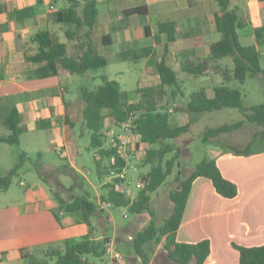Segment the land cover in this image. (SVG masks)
Returning <instances> with one entry per match:
<instances>
[{
    "label": "trees",
    "instance_id": "trees-1",
    "mask_svg": "<svg viewBox=\"0 0 264 264\" xmlns=\"http://www.w3.org/2000/svg\"><path fill=\"white\" fill-rule=\"evenodd\" d=\"M41 0H38L40 2ZM219 10L213 14L215 29L221 33V39L210 44L209 52L204 56L186 57L180 61V69L194 77H215L220 82L212 86V95L209 96L205 88L193 90L188 95L184 112L188 114V120L177 126L171 125L170 112L166 108L169 98L166 97L165 88L172 89L171 95H176L173 88L178 85L175 71L167 64L164 55L156 61L155 71L159 77L156 86L137 88V92L144 96H152L157 93L156 102L141 104L124 100V93L118 80L101 75V83L90 89L86 85L79 86V95L82 106L80 117L82 124L90 131L89 149L93 150V161L97 178L104 189L97 200L88 189L82 191L81 185L84 179L68 164L53 166L52 172L47 175H69L73 181L69 186L71 194L64 198L60 192L53 190V197L57 202L54 215L59 220V212L71 214L79 212L82 220L88 226V232L79 238L70 237L55 244L38 245L31 248H20L22 257L30 258L28 264H46L47 259H54V264H93L87 259L88 255L103 257L106 254L107 242L110 238L106 232L108 216L103 215V208L99 202L108 203L117 207H126L132 213L147 211L150 220L141 230L137 231L130 241L132 251L140 258L141 264H149L150 251L146 249L147 243L158 244L167 252L168 257L175 263L204 264L210 255V241L203 238L195 242L176 240V231L182 219L185 204L193 182L198 177L209 179L215 191L223 198L231 199L237 195V186L227 179L221 172L217 162L213 158H203L184 177L175 174L177 183L169 191V199L172 202L170 212L165 216L161 224L154 219V209L151 204V192L173 172L174 165H179L178 157L180 148L173 141L190 130L191 124L203 114L224 108H236L244 116V119L224 123L216 127L206 128L201 140L206 144L217 145L219 135L230 133L241 128L245 121L257 123L263 127L264 133V99L258 104L245 106L241 100V91L237 82L243 84L248 77H258L264 84V54L259 47L264 46V26L253 28L254 42L244 44L239 41L238 29L244 27L234 8H229V0H217ZM65 6L59 7L47 14V19L53 23H60L64 28V35L68 41L74 42V53H69L66 41H61L58 34L50 29H40L33 36L36 42L35 51L26 56L28 61L38 64L35 76L49 77L62 73L88 79L92 72L103 68L107 64L106 57L93 45L90 33L94 27L98 8L97 0H67ZM0 4V11L3 10ZM33 6H27L14 10L13 16L22 21L24 18L34 15ZM124 16L134 13L146 15L148 9L145 5L124 8ZM86 28V29H85ZM158 32L164 33L166 42L164 52L170 46H178L176 40V27L173 21L159 22ZM110 36H102V42L108 44ZM190 45L203 43L201 36L191 38ZM153 48L142 47L121 51L119 57L123 61H137L153 53ZM230 58L231 64H223L221 60ZM264 96V90H263ZM164 97V98H163ZM177 110V108H176ZM3 116V124L8 129V134L0 136V141L8 144H18L23 130L21 126L22 115L14 106H10ZM133 115L134 130L139 133L141 140L147 144L146 156L142 163H149L150 168L145 174L143 187L137 190L133 198L125 192L115 189L111 184H102V181L110 169H120L122 160L116 159L110 163V157L117 155L116 149L106 143L103 129L106 126L123 122ZM67 124L72 127L73 122L67 117ZM41 127H44L41 125ZM249 144V143H248ZM247 144V146H248ZM228 148L236 154H248V149L236 145L227 144ZM246 146V147H247ZM173 153L165 159V156ZM25 153L19 155V161L10 169L0 174V192L6 191L17 174ZM40 178L48 179L37 168ZM47 177V178H46ZM98 223L100 230L94 231L92 219ZM239 252L238 264H264V243L254 246L233 244ZM43 254L42 261H37L36 254Z\"/></svg>",
    "mask_w": 264,
    "mask_h": 264
},
{
    "label": "crops",
    "instance_id": "crops-1",
    "mask_svg": "<svg viewBox=\"0 0 264 264\" xmlns=\"http://www.w3.org/2000/svg\"><path fill=\"white\" fill-rule=\"evenodd\" d=\"M64 2V0L40 2L0 0L4 8L0 11V108L5 107L3 115L0 116L2 129L0 136L8 134L2 120L7 108L14 106L22 115V132L35 130L41 125L44 129L58 127L62 131L63 139L66 140L69 127L67 117L73 122L70 106L75 104L64 96L69 90L68 73L37 77L35 69L38 64L26 59L27 55L35 51L36 42L31 38L40 29L53 30L61 41H65L61 36L64 26L47 19L49 12L67 4ZM100 4L105 6L103 11L99 10ZM142 5L147 7L148 14L134 13L124 16L122 13L124 8ZM27 6L34 7V15L22 21L13 16L14 10ZM97 8L98 17L91 33H95L98 41L95 47L105 57L104 51L110 52L114 45L118 47L115 54L119 59L121 51L150 46L157 50L160 58L164 55L169 65L170 55L179 56L190 49L202 50V53L194 56L207 55L211 40L221 37V33L213 24V14L219 10L217 0H97ZM229 8L237 11L245 24L244 27L247 23L252 26L251 31L254 27L264 26V0H229ZM151 18H154V24L149 22ZM167 21L175 23L178 46H170L168 51L164 52L166 37L164 33L158 32V23ZM111 31H115L114 35L110 34ZM251 31L241 35L242 41L243 38L250 39L243 41L244 44L254 41ZM142 34L144 39L140 37ZM106 35L110 36V42L105 39L108 44L102 42V36ZM194 36H201L203 43L190 45ZM155 39L158 40L157 44L154 42ZM140 40H143V45L138 44ZM150 57L151 55L127 62L139 63L140 67L136 68L138 72H145L150 65L156 72L155 63L160 58L152 62ZM155 78L156 83L159 82L157 74ZM206 92L211 96L212 87L210 92L207 90ZM5 144L8 143L0 141L2 149L0 159L5 157L3 152H10ZM144 146L147 147V144L144 143ZM226 147L224 144L213 145V151L219 149L222 156V151ZM67 154L68 157L54 160L53 166L62 164L72 166L69 161L70 149H67ZM235 157L229 155L227 158L223 157L221 162L218 160L216 162L223 175L237 186V195L231 199L223 198L215 191L209 179L198 177L191 186L181 223L176 231L175 238L178 241L195 242L203 238L209 239L210 255L204 264H238L239 252L233 244L254 246L264 243V149L256 154H240ZM24 203L23 206L12 203L5 205V214L0 216V260H26L27 258L21 256L20 248L55 244L88 232V226L83 222L79 212L71 214L59 212L58 220L54 215L57 202L44 190L35 195L27 194ZM108 218L111 219L110 216ZM107 235L115 248L123 254L121 264H141L140 258L132 255L126 245L130 244L133 234L116 235L114 238ZM119 247H125L126 251ZM159 253L162 254L165 264L173 262L160 242L150 247L149 264L156 261Z\"/></svg>",
    "mask_w": 264,
    "mask_h": 264
},
{
    "label": "rangeland",
    "instance_id": "rangeland-1",
    "mask_svg": "<svg viewBox=\"0 0 264 264\" xmlns=\"http://www.w3.org/2000/svg\"><path fill=\"white\" fill-rule=\"evenodd\" d=\"M64 1V3H68L67 0ZM104 7V4H100L99 10L103 11ZM149 22L154 24V18H151ZM64 28L65 27L61 30L62 33ZM116 29L117 27L115 28V31ZM251 29L252 26L248 23L244 28L238 29V38L240 42L244 43L243 41H250V39L246 40L245 38H243L242 41L241 35L244 32L251 31ZM115 31H111L110 34L114 35ZM252 32L253 30L250 33ZM61 36L68 44L69 53H74V42L68 41L64 33ZM140 37L141 39H144L143 34ZM90 38L93 45L96 46L98 41L94 32L91 33ZM220 39L221 37L219 36L218 38L212 39L210 43L212 44ZM140 41L141 42H138V44L143 45V40ZM154 42L157 44L158 40L155 39ZM117 48V45H114L110 52L106 51V53L104 51V54L107 57L106 66L92 72L88 79H82L78 76L68 74L70 81L69 90L64 94V96L65 99H71L75 104L70 106V113H72L71 119L74 124L72 127H68L66 140L63 139L60 128L44 129L39 126L37 129L32 131L24 130L20 134L18 144H5L8 146L10 152H3L5 157L0 159V172L7 171L12 168L19 161V155L21 153L24 152L25 157L21 161L17 174L12 178L10 187L6 191L0 192V216L5 214V205L12 203L14 205L21 204V206H23L25 205L24 202L27 194L35 195L37 192H42V190L47 192L50 196H53V189L60 192L64 198H68V196L72 193L68 188L73 179L66 174L47 176L53 171V161L60 160L68 155L67 149H70L71 152V160H69L71 165L76 168L75 170L78 172L79 176L84 179V183L81 185L82 191L88 189L94 198L97 200L99 199L104 189L97 178L95 164L93 161V150L88 148L90 142V131L82 124L80 117L82 102L79 95V86L86 85L90 89H93L101 83L100 76L106 75L110 79L119 81L121 89L124 93V100L127 102L138 101L141 104H147L152 101L156 102L159 96L157 93L152 96H144L143 93L137 92V88L158 85L159 82L156 83V72L152 69L153 66H148L145 72H138V69L136 68L140 67V64H132L119 59L115 54ZM259 49L264 54V46L259 47ZM201 51V49L194 48L188 50L185 54H180L179 56L170 55L168 58L169 65L175 71L178 80V85L173 87L176 90V95H171L172 89L170 87L165 88L166 97L169 98V103L166 108L171 113L169 121L173 126L181 125L188 120V114L184 112V107L185 103L188 101V95L191 91L199 88H205L208 92H210L214 82L216 80V84L220 82V78L218 76H215L217 79H213L212 77H194L180 69L179 64L181 59L184 57H192L197 53L200 54L202 53ZM111 52L113 54H109ZM150 55V60L152 62L160 58L157 54V50L155 49ZM221 62L227 65L231 64L230 58H224ZM232 85L239 87L241 91V100L245 106L258 104L264 99V84L258 77H248L243 84L234 82ZM4 111L5 107H1L0 116L3 115ZM241 119H244V116L236 108H224L221 110L206 112L191 124L190 130L187 133L174 140H170L180 148L181 152L178 157L179 165H174L173 172L165 178L157 189L151 192V204L154 209V219L157 224H161L163 222L165 216L170 212L172 207V202L170 201L168 194L177 183L175 178L177 171H179V176L182 178L186 176V174H188L195 167L196 163L203 158H213L221 162L223 157L227 158L229 155L234 157L240 155H236L233 150L228 148L227 144L236 145L241 148L245 147L248 149V154H256L264 149V133L262 132L263 127L257 123L249 121H245L241 128H238L233 132L219 135L217 145L224 144L227 146L222 151V156L219 154V149H217V151H213V145L206 144L201 140L203 131L206 128L216 127L224 123ZM1 131L2 129L0 127V134L2 133ZM58 146H61V151L59 153L56 149ZM1 150L2 149L0 147V153ZM172 154L173 153L167 154L165 159L172 156ZM131 164L133 167L129 166L125 170L127 178L125 184L130 194L134 196L137 192L135 184L138 180V176L146 174L150 168V164L136 162H131ZM37 168H40L43 176L48 177L47 181L39 177ZM20 182H22V184ZM103 215L111 217V219L107 221L106 232L111 235L112 238L116 235L126 236L128 233L134 235L137 231L145 227L150 220V216L147 211L132 213L126 207H117L114 205L107 206L103 211ZM92 226L94 231L100 230V227L95 219L92 220ZM79 237L80 236H77L75 238ZM126 245L132 255H135L130 247V244L127 243ZM153 245L154 243H147L146 249L150 251V247ZM119 248L126 251L125 247ZM161 252L163 251L161 250ZM158 256L159 257L153 264H165L162 254L159 253ZM43 257L42 253L35 255L37 261H42ZM87 259L93 264H107L108 260L106 255L103 257L88 255ZM29 261L30 258H27L26 260L1 259L0 264H28ZM169 262H171V260H169ZM46 264H54V259H47ZM171 264L175 263L172 262ZM182 264H192V262Z\"/></svg>",
    "mask_w": 264,
    "mask_h": 264
},
{
    "label": "built area",
    "instance_id": "built-area-1",
    "mask_svg": "<svg viewBox=\"0 0 264 264\" xmlns=\"http://www.w3.org/2000/svg\"><path fill=\"white\" fill-rule=\"evenodd\" d=\"M134 116L131 114L129 118L123 122H119L115 125L104 126L103 134L106 137V143L116 149L117 155L110 157V163L114 164L116 159H120L123 165L120 169H110V171L104 177L102 184H111L115 189L125 192L133 198L127 189L125 184L127 178L125 170L131 166V162L142 163L146 156V147L141 140L139 133L134 130L133 124ZM57 152L61 151V146H58ZM131 164V165H130ZM145 174L139 175L135 184L137 190L143 187L145 180ZM22 184V182H20ZM101 208L110 206L108 203L99 202ZM110 220V218H108ZM108 258L107 264H121L123 254L120 250L115 248L113 242L109 240L107 242L106 254Z\"/></svg>",
    "mask_w": 264,
    "mask_h": 264
}]
</instances>
